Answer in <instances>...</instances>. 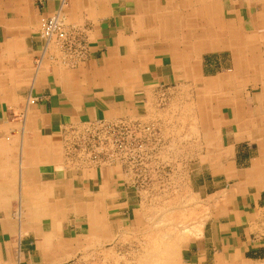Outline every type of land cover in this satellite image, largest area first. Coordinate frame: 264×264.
I'll use <instances>...</instances> for the list:
<instances>
[{"label":"crops","instance_id":"0c3cea01","mask_svg":"<svg viewBox=\"0 0 264 264\" xmlns=\"http://www.w3.org/2000/svg\"><path fill=\"white\" fill-rule=\"evenodd\" d=\"M189 1L64 0V23L79 30L85 45L83 56H68L39 31L40 17L62 0H0V264L75 256L98 199H128L132 191L73 149L74 138L97 120H158L155 102L179 85L197 87L206 139L211 133L227 143L214 166L222 174L216 185L230 184L232 200L218 204L217 217H228L218 229L229 231L222 248L234 245L229 254L241 260L243 217L264 193V0L226 8L216 1L211 40H201L207 13L194 15ZM242 136L257 140L253 155L236 148ZM251 186L260 191L253 198Z\"/></svg>","mask_w":264,"mask_h":264},{"label":"rangeland","instance_id":"374dc122","mask_svg":"<svg viewBox=\"0 0 264 264\" xmlns=\"http://www.w3.org/2000/svg\"><path fill=\"white\" fill-rule=\"evenodd\" d=\"M191 1L196 7H201L200 0ZM208 1H223L226 8L236 0ZM211 22L207 21L210 27ZM173 90L174 93L162 95L154 104V111L161 114L158 120L149 123L155 135L143 152V165L128 167L121 157L114 158L112 162L98 160L97 165L106 166L120 181L129 184L132 191L129 198L121 195L117 200L98 199L101 203L98 211L103 213L100 215V228L95 233H89L83 223V234L76 239L77 244H82L77 254L50 264H175L164 261L165 257L161 254L155 258L148 256L155 248L153 245L165 246L174 240L180 243L179 262L176 264H215L221 258H231L233 264H264V193L258 207H250L249 217H243L240 232L244 246L236 251L242 261L235 260L233 253L229 254L234 245L222 248V239L229 234L228 229H218V224L226 222L228 217H217L216 210L218 204L229 207L232 200L230 184L216 185L222 174L216 172L214 166L219 149L227 143L225 139L223 144L217 141V135L212 137L215 140L210 145L207 143L201 127V101L195 93L198 92L197 87H192L193 93L191 87L184 85ZM214 105L210 101L209 110H215ZM209 115L217 118V113ZM217 130V120H210V131L216 133ZM240 139L236 148L243 146L253 155L257 140L244 136ZM227 140L232 141V136ZM261 140L264 141V137ZM261 155H264L263 151ZM222 187L225 189H220ZM249 190L252 198L260 192L257 186H251ZM36 264L49 263L39 261Z\"/></svg>","mask_w":264,"mask_h":264},{"label":"built area","instance_id":"2783aa9c","mask_svg":"<svg viewBox=\"0 0 264 264\" xmlns=\"http://www.w3.org/2000/svg\"><path fill=\"white\" fill-rule=\"evenodd\" d=\"M49 16L39 19L40 35L45 41L56 40L63 46L66 54L72 56L85 54V45L81 42L79 30H68L61 14L64 4ZM35 98H30L33 103ZM155 135L154 128L149 124L132 123L124 119L113 122L97 120L86 123L80 136L71 143L73 149L79 150L82 157L91 160L112 162L114 158L121 157L126 166H140L144 164L143 152L146 145ZM137 182V181H136Z\"/></svg>","mask_w":264,"mask_h":264},{"label":"bare ground","instance_id":"6f19581e","mask_svg":"<svg viewBox=\"0 0 264 264\" xmlns=\"http://www.w3.org/2000/svg\"><path fill=\"white\" fill-rule=\"evenodd\" d=\"M190 3H191V7H190V9H191V11L193 12V14L194 15H203L204 17H205V14L207 13V21H210V20H213L214 19V17H216V15L219 13L218 12V7H217V3L216 2H209L208 0H204V2L203 3H207L206 4V6H207V12H205L204 11V4H203V7H202V9H201V7H196V5L194 4V2L193 1H189ZM213 3H214V5H215V7L213 6ZM234 13V12H233ZM211 25V24H210ZM192 36H191V38H192V41H193V45L194 46H196V42H197V40L199 41V39L196 37V35H198L197 33V28H196V26H195V24H194V26H193V28H192ZM211 33H212V27H210L209 26V24H208V26H207V28L206 29H204V31H203V34H202V36H201V40H205V39H208V40H211L210 38H211ZM197 38V39H196ZM202 44V43H201ZM199 47V46H198ZM248 60V59H247ZM180 63V62H179ZM251 64V63H250ZM250 66V65H249ZM243 67V66H242ZM255 67V66H254ZM248 72V71H247ZM203 85H205V84H203ZM208 89V88H207ZM204 90V89H203ZM229 101V100H228ZM26 104V103H25ZM238 124H239V122H238ZM194 128V127H193ZM7 134V133H6ZM190 134V133H189ZM209 135V137H207V143L210 145V143L213 141V139L214 138H212V134L210 133V134H208ZM196 138V137H195ZM199 145V144H198ZM192 148V147H191ZM19 160V159H18ZM18 175V174H17ZM215 195V194H214ZM194 200V199H193ZM216 201V200H215ZM18 202V201H17ZM196 203H198V202H196ZM99 204L101 205V203L99 202V201H97V204H96V212H95V214H89V233H91V232H93V233H95V232H97V230H98V228H100V225L102 224V222H101V220H100V215H102L103 213H100L98 210H100V208H101V206H99ZM194 207V206H193ZM200 209H202V208H200ZM172 210V209H171ZM194 210V209H193ZM198 210V209H197ZM194 213V212H193ZM174 214V213H173ZM181 214V213H180ZM195 214H197V213H195ZM184 215V214H183ZM19 216V215H18ZM77 217V216H76ZM154 218V217H153ZM169 219V218H168ZM200 219V218H199ZM18 220V219H17ZM194 220V219H193ZM197 220V219H196ZM24 222V221H23ZM109 222V221H108ZM197 222V221H196ZM172 223H174V222H172ZM180 223V222H179ZM199 223V222H198ZM10 224V223H9ZM194 224V223H193ZM192 224V225H193ZM155 225V224H154ZM191 225V226H192ZM196 225H197V223H196ZM195 225V226H196ZM198 225H200V224H198ZM157 227V226H156ZM194 227V226H193ZM18 228V227H17ZM179 228V227H178ZM191 228V227H190ZM181 229V228H180ZM159 230V229H158ZM169 232V231H168ZM184 232H186L185 230H184ZM154 233V232H153ZM199 233V232H198ZM150 234V233H149ZM163 234V233H162ZM176 234V233H175ZM187 234V233H186ZM192 234V233H191ZM46 235V234H45ZM44 235V236H45ZM194 235V234H193ZM48 236V235H47ZM147 236V235H146ZM169 236V235H168ZM19 237V236H18ZM50 237V236H49ZM185 237H186V235H185ZM44 238V237H43ZM168 238V237H167ZM179 238V237H178ZM188 238V237H187ZM50 239V238H49ZM181 239H183V238H181ZM186 239V238H185ZM160 240H161V238H160ZM156 241V240H155ZM162 241V240H161ZM175 241V240H174ZM174 241H171V243L169 244V245H167V243H166V245L164 246V245H159V244H157V245H153L152 247H154L155 246V248L152 250V252H149V254H148V256L150 257V258H155V257H157L159 254H161V255H163L164 257H165V259H164V261H167V262H176L177 263V261H178V254H179V244L180 243H176V242H174ZM44 242H45V240H44ZM152 242V241H151ZM167 242H169V241H167ZM179 242V241H178ZM46 243V242H45ZM156 243V242H155ZM162 244V243H161ZM158 246H161L162 248L161 249H158ZM150 249V248H149ZM106 250V249H105ZM91 251V250H90ZM110 251V250H109ZM145 251V250H144ZM142 253V252H141ZM112 255V254H111ZM161 255H159V256H161ZM146 256V255H145ZM142 257V256H141ZM140 257V258H141ZM144 257V256H143ZM236 257V256H235ZM139 258V259H140ZM146 258V257H145ZM180 258V257H179ZM157 259V258H156ZM154 261H155V259H153ZM235 260H236V258H235ZM140 262V261H139ZM146 262V261H145ZM152 263H153V261H151ZM160 262V261H159ZM179 262V261H178ZM219 262H221V264H223V263H228V264H233L232 262V260H231V258L230 259H228V260H226V259H220V261ZM219 262H216L217 264H219ZM156 263V262H155ZM166 263V262H165ZM175 263V264H176ZM215 263V264H216ZM140 264V263H139ZM161 264V263H160Z\"/></svg>","mask_w":264,"mask_h":264}]
</instances>
